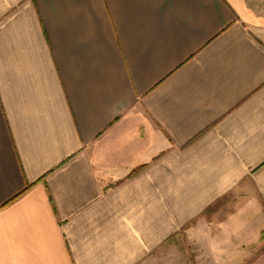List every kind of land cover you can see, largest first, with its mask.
Listing matches in <instances>:
<instances>
[{"label": "crops", "instance_id": "1", "mask_svg": "<svg viewBox=\"0 0 264 264\" xmlns=\"http://www.w3.org/2000/svg\"><path fill=\"white\" fill-rule=\"evenodd\" d=\"M200 215L261 239L264 0H0V264H176Z\"/></svg>", "mask_w": 264, "mask_h": 264}, {"label": "rangeland", "instance_id": "2", "mask_svg": "<svg viewBox=\"0 0 264 264\" xmlns=\"http://www.w3.org/2000/svg\"><path fill=\"white\" fill-rule=\"evenodd\" d=\"M248 185L250 184L249 180L247 181ZM239 194V193H235ZM232 197H234V195ZM243 195L242 198L250 199V192H242ZM243 199H240L242 201ZM223 202L218 203V205L214 206L210 211H208V214L205 215L207 217H210L221 205ZM228 219H202L201 215L198 219H195L192 223L188 225V227L185 228L184 231L186 232H180L178 235H176L172 239L170 238L168 240V243L163 246V252L164 256L161 257L162 261L170 258V255H172L171 259H176V264H223L221 260H213L211 257H207L206 255L202 254L201 252L204 251L203 249L206 247V242L202 239L199 241L196 240L195 236L197 233H200L201 231H208V227H214L213 230L216 235L218 234V230L216 228L218 227V223L220 222V225L222 222H226ZM240 220L241 223L238 222ZM217 221V222H216ZM236 224L242 228V233L245 232L249 235H255L257 234L259 236L260 240H256L257 244L253 247L248 246L246 247V250L244 248L241 249V251L246 252V257L243 259V256L239 257L238 250L236 251V254H232L227 259L228 261H225V264H264V219H236L232 222H235ZM244 222V223H243ZM232 240L237 239L238 233L237 231H232ZM205 242V244H203ZM246 242H250L249 240H246ZM232 250H235L232 248ZM159 253V252H158ZM158 255V254H157ZM153 257V256H152ZM216 259H221L222 257H215ZM169 260H167L164 264H168ZM172 263V262H171Z\"/></svg>", "mask_w": 264, "mask_h": 264}]
</instances>
